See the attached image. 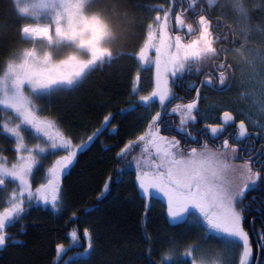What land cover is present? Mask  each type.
Here are the masks:
<instances>
[{
	"label": "snow or ice",
	"instance_id": "obj_1",
	"mask_svg": "<svg viewBox=\"0 0 264 264\" xmlns=\"http://www.w3.org/2000/svg\"><path fill=\"white\" fill-rule=\"evenodd\" d=\"M9 14L17 22L0 23V248L20 243L11 229L25 231L33 210L70 211L69 221L94 213V205L72 210L63 182L105 133L119 136L117 117L135 114L139 130L115 152L97 205L134 175L145 213L160 201L166 224L188 230H145L143 264H236L241 245L239 264H250L243 222L255 197L246 201L264 189V0H9ZM124 57L136 66L125 106L111 111L113 101H102L106 114L91 131L67 126L52 99ZM234 81L236 107H201L205 90L228 92ZM177 85L195 95L185 101ZM257 211L264 214V199ZM67 238V247L56 244L55 264H91L94 229ZM257 246L264 264V232ZM73 248L82 251L68 256Z\"/></svg>",
	"mask_w": 264,
	"mask_h": 264
},
{
	"label": "trees",
	"instance_id": "obj_2",
	"mask_svg": "<svg viewBox=\"0 0 264 264\" xmlns=\"http://www.w3.org/2000/svg\"><path fill=\"white\" fill-rule=\"evenodd\" d=\"M142 2L156 3L159 0ZM6 17L10 24L17 22L16 16L9 14V0H0V23L4 22ZM135 71L134 60L124 57L111 68L94 73L79 91L54 97L51 102L52 110L62 116L67 126L79 127L87 124L88 130L91 131L106 114L101 106L102 101H113L108 108L111 111L125 106L122 101L127 99L126 94L131 87V78ZM175 92L183 96L185 101L195 95L194 91L186 92L185 86L181 85L176 86ZM236 93L238 92L235 88L229 94L207 92V98L223 97L225 100H231ZM113 123L120 129L119 136L105 133L88 152L80 156L79 163L63 182L70 203L75 206L72 210H82L86 205H94L96 211L80 221H69L70 211L56 215L50 211L33 210L22 222L26 226L25 231L11 229L12 233H18L14 238L20 243L0 248V264H55L56 244L63 243L67 247L70 243L67 234L72 229H77L82 239L85 227L94 229L98 235V250L91 264H143L145 230L151 234L188 232L187 228L175 225L170 227L166 224L165 209L159 201H152L150 212L145 213L143 203L137 197L132 183L134 175L125 177V182L115 186L112 194L97 205L96 196L108 173L116 167L115 152L129 135L140 127L135 114L117 117ZM199 126L202 127V124ZM102 142L107 147H103ZM4 147L5 154L11 159L14 155L12 146L4 144ZM251 219L255 232L262 231L264 220L252 218L251 215L243 222L245 229L248 230ZM252 247L255 256V248ZM78 251L82 249L73 248L68 252V256H73ZM60 264H63L62 260Z\"/></svg>",
	"mask_w": 264,
	"mask_h": 264
},
{
	"label": "flooded vegetation",
	"instance_id": "obj_3",
	"mask_svg": "<svg viewBox=\"0 0 264 264\" xmlns=\"http://www.w3.org/2000/svg\"><path fill=\"white\" fill-rule=\"evenodd\" d=\"M232 89H234V82H233L232 88L228 92H222V93L229 94ZM207 92H208V94H210V93L217 94L218 93V92H215V91H208V90H207ZM177 95L181 96L180 94H177ZM202 99H204V98H202ZM260 143H261L260 140L256 138V147L257 148L260 147ZM253 197H255V202L252 203V208H251V211L249 212L248 215H251L252 218L260 219L261 221H263L264 220V214H262L261 212L257 211V209L259 208L260 200L264 199V189H257L255 191H253L251 197L246 202H252L253 201ZM246 231L249 232L250 242H251L252 246H254V248H255V256H254V253H253L254 261H253V263H251V264H255L256 260H257V253L260 251L258 246H257V240H258L259 234L261 232H264V225L262 224V231L260 230V232H255L253 219H251L250 222H249L248 230H246Z\"/></svg>",
	"mask_w": 264,
	"mask_h": 264
},
{
	"label": "rangeland",
	"instance_id": "obj_4",
	"mask_svg": "<svg viewBox=\"0 0 264 264\" xmlns=\"http://www.w3.org/2000/svg\"><path fill=\"white\" fill-rule=\"evenodd\" d=\"M150 81H151V74H150V72L147 71V69H146V70L144 71L143 75H142V84H143V86H144L145 88H147V86L149 85ZM234 88H235V91H237V92L239 91L238 85H237V83H236L235 81H234ZM236 95H237V93H236ZM236 95H234L233 98H234ZM233 98H231V100H229V99H228V100H225L223 97H221V98H216V99L204 98V99L202 100L201 107H205L208 103H211V102L216 101V102H223V103H224L225 105H227L229 108H234V107H236L237 105L232 103ZM239 106H240V107H243L244 105H243V104H240ZM234 114H235V113H234ZM173 119H174V120H178V118H176V117H173ZM177 138H180V137L178 136ZM249 194L252 195V192H250ZM251 195H250V197H251ZM159 202H160V201H159ZM160 203H161V202H160ZM165 213H166V211H165ZM215 246H216L215 242H210V244H208V247H209V248H214ZM240 251H242V245H241V248L238 249V250H236V252H235V261H236V264H239V252H240ZM253 261H254V257L252 258L250 264L253 263ZM256 262H257V261H256ZM257 263H258V262H257ZM255 264H256V263H255Z\"/></svg>",
	"mask_w": 264,
	"mask_h": 264
},
{
	"label": "water",
	"instance_id": "obj_5",
	"mask_svg": "<svg viewBox=\"0 0 264 264\" xmlns=\"http://www.w3.org/2000/svg\"><path fill=\"white\" fill-rule=\"evenodd\" d=\"M257 262H258V260H257ZM257 262H256V264H257Z\"/></svg>",
	"mask_w": 264,
	"mask_h": 264
}]
</instances>
